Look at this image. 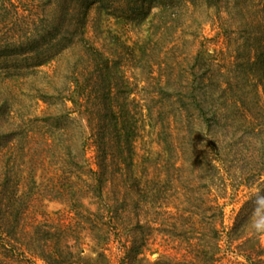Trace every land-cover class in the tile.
I'll use <instances>...</instances> for the list:
<instances>
[{
  "label": "trees",
  "instance_id": "1",
  "mask_svg": "<svg viewBox=\"0 0 264 264\" xmlns=\"http://www.w3.org/2000/svg\"><path fill=\"white\" fill-rule=\"evenodd\" d=\"M107 1L109 0H0V72L7 77L10 75L8 79H11L12 76L21 74L22 68L34 67L46 60L50 56L46 50L52 45L58 51L67 48L72 44L75 32L86 24L90 6L95 2L102 4ZM196 1L111 0L112 12L125 20L140 22L153 7L160 12V23L155 24L150 37L135 39L124 53L139 68V80L142 84L139 88L136 79L131 80L123 73L120 53L116 54L117 59L108 60V57L104 58L102 54L95 52L97 57L91 59V71L87 72L85 82L79 88L86 98L83 103H79L83 109L81 113L90 114L91 118L93 116L92 121L94 120L91 128L95 146V169L90 171L96 175L95 195L103 199V187H107L110 193L103 205V210H107L106 214L96 211L99 218L106 219L100 220L96 225L97 233L94 238L97 244H103L109 239L110 233L116 236L124 231L125 264H140L139 254L154 229V220L144 223L136 220L127 226V221L124 223L112 219H122L119 210L126 211V219L130 216L136 218L141 212L144 215L150 212V219H156L157 214L172 216L173 213L166 210L165 205L157 202L164 197L158 188L162 174L166 182L173 177L177 182L175 184L184 185L181 187L185 195L183 199L185 203L189 202L187 211H191L192 215L175 213V216L184 219H194V208L201 207L199 186L209 188L216 185L225 189V174L232 177L235 185L248 186L257 181L264 182V28L258 27L257 30L255 26L248 24L243 27L239 23L232 28L230 17L223 15L228 7L226 0H200L205 2V7L213 10L215 20L225 33L228 50L226 60L217 58L215 54L202 50L196 44L193 49H180L178 54L174 52L169 58L170 49L165 48L167 44L161 36L164 31L160 28H165L167 22L173 21L172 27L175 30L184 12L197 6ZM261 1L264 7V0ZM235 5L239 6L238 2ZM234 16L237 23L242 14L238 12ZM232 34L236 36L231 37ZM54 41L58 43L55 44ZM138 89L142 91L140 99L143 103L134 97ZM1 96L0 157L3 158L8 144L14 140L17 132L15 127L10 131L3 129L10 103L5 95ZM87 98L91 99V110L88 108ZM143 110L144 115L150 121L153 120L151 123L156 128L158 151L153 157L143 156L137 161L134 160V141L139 135V119ZM66 153H70L68 147ZM222 169L224 174L221 173ZM137 170L141 173H136ZM153 172L157 174L154 177L158 178V186L153 180L143 177L148 174V178L153 177ZM182 173L194 176L198 180V186L180 181ZM108 176H112L109 184L112 183L114 188H108ZM8 177L7 167L2 174L1 188H6ZM66 182L65 177L61 181V188L64 190ZM48 187V192L54 197L62 195L52 182L48 183ZM165 190L169 192L168 189ZM259 195L264 196V190ZM17 199L21 203L20 197L17 196ZM15 207L14 219H22L21 207L18 204ZM249 207L238 214L234 225L227 232L228 237L233 240L242 238L238 233L245 225V219H250L252 213ZM214 209L218 212H200L203 222L207 223L217 237L218 231L213 223L215 221H205L221 215L219 207ZM2 217L0 264H7L12 257V264L13 259L19 264H26L27 260L24 262L17 259L15 253L18 249L16 246L21 242L16 231L23 232L20 221H11L10 218L8 221ZM190 224L192 231L197 230L195 221ZM253 234L239 244L254 239ZM234 235L236 237H232ZM42 240L41 245L44 247L47 243L43 238ZM182 242L180 257L175 256L159 263L213 264L214 249L192 242L189 238H184ZM246 248L239 252L245 261L242 264H264V259L259 257V243L254 242V245ZM55 254L50 249L39 253L46 264H55L58 258ZM80 259L82 258L77 257L78 261Z\"/></svg>",
  "mask_w": 264,
  "mask_h": 264
},
{
  "label": "rangeland",
  "instance_id": "2",
  "mask_svg": "<svg viewBox=\"0 0 264 264\" xmlns=\"http://www.w3.org/2000/svg\"><path fill=\"white\" fill-rule=\"evenodd\" d=\"M226 1L228 7L223 15L230 17L232 28L238 23L243 27L248 24L255 26L257 30L264 28V7L261 0ZM196 2L197 6L184 12L175 30L172 27L173 21L167 22L165 28H160L164 31L161 36L165 38V48L170 49L169 58L174 52L178 54L180 49H193L196 44L202 50L226 60L227 38L221 25L215 20L213 10L205 7V2ZM236 2L239 6L235 5ZM111 4V0L102 4L93 3L89 8L86 24L80 31L75 32L72 44L60 51L52 45L46 50L50 56L41 64L22 68V73L12 76L11 79H8L10 75L7 77L0 72V97L5 95L10 103L3 129L10 131L15 127L17 132L14 140L8 144L3 158L0 157V185L4 170L7 167L9 170L6 188L0 187V214L5 216L0 218L20 221L23 232L16 231V236L18 234L21 242L18 244L20 246H16L18 249L15 253L17 259L24 262L27 260L26 264H46L39 253L47 249L58 255L55 264H125L124 231H120L116 236L110 233L109 239L103 244H97L94 238L97 233L96 225L100 220L106 219L99 218L96 211L106 214L107 210H103V205L107 202L109 192L107 187H103V199L95 195L96 175L91 172L95 169V146L91 128L94 120L92 121L93 116L91 118L90 114L81 113L83 109L79 103H83L86 98L79 88L81 89L85 82L87 72L91 71V59L97 57L96 53L102 54L104 58L108 57V60L117 59L116 54L120 53L123 73L131 80L136 79L140 88L141 72L139 73V68L133 65V60L125 57L124 53L135 39L150 37L155 24L160 23L161 15L159 10L153 7L140 22L125 20L112 12ZM238 12H241L242 17L238 18L236 23L234 15ZM235 36L236 34L231 35ZM88 89H91L90 85ZM142 95L141 89L134 93V97L141 103L144 102L140 99ZM87 105L91 110L90 98H87ZM144 114L143 110L139 119V135L134 141V160L137 161L143 156L153 157L158 151L156 128L151 123L153 120L150 121ZM67 147L69 154L66 153ZM4 150L5 148L2 152ZM136 173L141 172L137 170ZM221 173L224 174L223 169ZM149 175L143 177L157 184L158 178L154 177L157 174L153 172V177L148 178ZM65 177L66 190L61 188V181ZM110 177L112 176H108L106 181L108 184L112 181ZM224 177L225 189L216 185L209 188L198 187L201 207L194 208V219L175 216V213L179 212L190 215L191 211H187L189 202L185 203L183 199L185 195L181 187L184 185L175 184L177 182L173 177L166 182L164 174L158 182L159 186L156 185L164 197L157 202L165 205V209L173 213L172 216L157 214L156 219H150V212L146 215L141 212L136 218L130 216L126 219V211L119 210L122 219L114 217L112 221H127V226L136 220L140 223L154 220V229L139 254L140 264H160L172 257H180L184 238L205 245L208 249H214L213 264L244 263V258L239 252L242 248L247 249L251 244L254 245V242L259 243V257L264 259V232H258L253 227L254 221L264 225V196L259 195L264 190V182L257 181L248 186L235 185L231 176L225 174ZM179 179L198 186V180L192 175L182 173ZM49 182H52L62 195L54 197L49 193ZM69 186L71 187L68 188ZM111 186L115 187L110 183L108 188ZM118 187L116 184V188ZM17 196L20 197L21 203L18 202ZM17 204L21 207L22 219H14ZM214 207L220 208L221 215L205 221H215L213 223L218 231L217 237L201 219L202 212H218L214 211ZM245 207H249L252 214L240 228L238 235H242V238L233 240L228 237L227 232ZM193 221L198 225L194 231L190 228ZM252 233L254 239L239 244ZM42 238L47 243L44 247L41 245ZM0 250L2 251V248ZM99 252L101 255H97ZM77 257L82 259L78 261ZM12 258H9L7 264H12ZM13 263L20 262L17 263L13 259Z\"/></svg>",
  "mask_w": 264,
  "mask_h": 264
},
{
  "label": "clouds",
  "instance_id": "3",
  "mask_svg": "<svg viewBox=\"0 0 264 264\" xmlns=\"http://www.w3.org/2000/svg\"><path fill=\"white\" fill-rule=\"evenodd\" d=\"M253 227L256 229L258 232H264V225L258 223V222H253Z\"/></svg>",
  "mask_w": 264,
  "mask_h": 264
}]
</instances>
